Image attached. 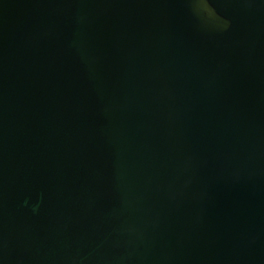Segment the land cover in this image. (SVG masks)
I'll list each match as a JSON object with an SVG mask.
<instances>
[{
	"label": "water",
	"instance_id": "1",
	"mask_svg": "<svg viewBox=\"0 0 264 264\" xmlns=\"http://www.w3.org/2000/svg\"><path fill=\"white\" fill-rule=\"evenodd\" d=\"M0 264H264V0H0Z\"/></svg>",
	"mask_w": 264,
	"mask_h": 264
}]
</instances>
